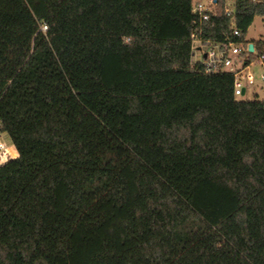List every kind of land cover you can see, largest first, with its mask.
Returning <instances> with one entry per match:
<instances>
[{
	"label": "trees",
	"instance_id": "16d2710c",
	"mask_svg": "<svg viewBox=\"0 0 264 264\" xmlns=\"http://www.w3.org/2000/svg\"><path fill=\"white\" fill-rule=\"evenodd\" d=\"M192 1L0 0V264H264V98L189 63L264 0Z\"/></svg>",
	"mask_w": 264,
	"mask_h": 264
},
{
	"label": "built area",
	"instance_id": "2783aa9c",
	"mask_svg": "<svg viewBox=\"0 0 264 264\" xmlns=\"http://www.w3.org/2000/svg\"><path fill=\"white\" fill-rule=\"evenodd\" d=\"M215 10L216 0L192 1L191 12L196 17L194 21L207 20ZM234 11V0H224V15L229 17L231 33L234 37H239L241 31L235 24ZM42 29L44 30L45 26ZM250 42L252 43L246 40V43H235L228 35L222 40H212L203 38L199 33H192L189 63L193 66L200 65L206 73H230L235 100L246 99L248 88L251 89V94L257 97L255 88L264 89V53H256L254 46L252 51H249ZM248 53L256 55L253 59H248ZM1 148L3 153H7V147L2 142Z\"/></svg>",
	"mask_w": 264,
	"mask_h": 264
},
{
	"label": "rangeland",
	"instance_id": "374dc122",
	"mask_svg": "<svg viewBox=\"0 0 264 264\" xmlns=\"http://www.w3.org/2000/svg\"><path fill=\"white\" fill-rule=\"evenodd\" d=\"M245 39L249 41H262L264 42V17L256 16L253 20V22L248 27ZM258 96L254 97L251 94V89L248 88V95L246 96V99L252 100V99H262L264 97V89L259 90L257 87L255 88ZM0 142L4 144V146L10 144V140L7 136V134L0 131ZM0 164L6 162L7 160L11 159L10 156H8L7 153H3V148L0 149Z\"/></svg>",
	"mask_w": 264,
	"mask_h": 264
},
{
	"label": "water",
	"instance_id": "95a60500",
	"mask_svg": "<svg viewBox=\"0 0 264 264\" xmlns=\"http://www.w3.org/2000/svg\"><path fill=\"white\" fill-rule=\"evenodd\" d=\"M248 49H249V51H252V49H253V43H248Z\"/></svg>",
	"mask_w": 264,
	"mask_h": 264
},
{
	"label": "crops",
	"instance_id": "0c3cea01",
	"mask_svg": "<svg viewBox=\"0 0 264 264\" xmlns=\"http://www.w3.org/2000/svg\"><path fill=\"white\" fill-rule=\"evenodd\" d=\"M12 144H8V145H6V146H11ZM13 146V145H12Z\"/></svg>",
	"mask_w": 264,
	"mask_h": 264
}]
</instances>
